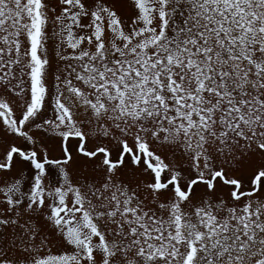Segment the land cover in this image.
<instances>
[{"label": "snow or ice", "instance_id": "6c2138e0", "mask_svg": "<svg viewBox=\"0 0 264 264\" xmlns=\"http://www.w3.org/2000/svg\"><path fill=\"white\" fill-rule=\"evenodd\" d=\"M0 264H264V0H0Z\"/></svg>", "mask_w": 264, "mask_h": 264}]
</instances>
